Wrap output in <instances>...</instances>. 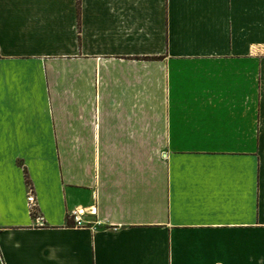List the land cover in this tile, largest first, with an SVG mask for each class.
Returning <instances> with one entry per match:
<instances>
[{
    "label": "crops",
    "instance_id": "obj_1",
    "mask_svg": "<svg viewBox=\"0 0 264 264\" xmlns=\"http://www.w3.org/2000/svg\"><path fill=\"white\" fill-rule=\"evenodd\" d=\"M0 264H264V0H0Z\"/></svg>",
    "mask_w": 264,
    "mask_h": 264
},
{
    "label": "built area",
    "instance_id": "obj_2",
    "mask_svg": "<svg viewBox=\"0 0 264 264\" xmlns=\"http://www.w3.org/2000/svg\"><path fill=\"white\" fill-rule=\"evenodd\" d=\"M26 203H27L28 208L30 209V212L36 214L37 210L35 208V198H34V194L31 191H28L27 193ZM82 214H83V211L81 209H74L71 211L70 217L75 225L83 224ZM36 219L39 220L40 217L36 216Z\"/></svg>",
    "mask_w": 264,
    "mask_h": 264
},
{
    "label": "trees",
    "instance_id": "obj_3",
    "mask_svg": "<svg viewBox=\"0 0 264 264\" xmlns=\"http://www.w3.org/2000/svg\"><path fill=\"white\" fill-rule=\"evenodd\" d=\"M25 179H26V182H28V179H27V178H25ZM31 214H32V216H35V214H34V213H32V212H31Z\"/></svg>",
    "mask_w": 264,
    "mask_h": 264
}]
</instances>
